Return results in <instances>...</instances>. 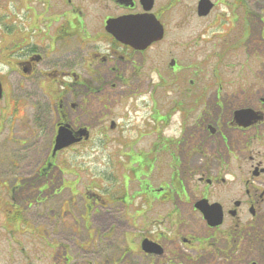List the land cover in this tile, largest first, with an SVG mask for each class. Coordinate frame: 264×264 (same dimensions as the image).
Here are the masks:
<instances>
[{"label": "flooded vegetation", "instance_id": "1", "mask_svg": "<svg viewBox=\"0 0 264 264\" xmlns=\"http://www.w3.org/2000/svg\"><path fill=\"white\" fill-rule=\"evenodd\" d=\"M212 1L207 17L218 8ZM163 2L154 0L150 13L167 31L175 2ZM144 13L141 0H0V136L10 139L12 120L19 121L23 145L34 146L36 161H42L44 105L51 107L53 146L59 126L76 130L106 123L104 111L113 94L120 101L141 94L139 88L124 90V84L135 74L150 79L156 45L135 51L116 41L107 25ZM187 70L176 65L161 74L181 79ZM244 77L237 75L230 83L233 94L221 84L213 87L214 102L207 101L208 91L205 97L197 79L189 86L185 82L180 105L157 106L153 97L145 107L150 126L161 123L168 131L176 117L181 134L152 137L144 163L135 162L132 193L123 196L124 202L133 199L132 223L96 216L86 232L77 233L70 217L4 218L0 264H264V80L249 78L245 84ZM222 93L226 102L219 104ZM251 94L259 99L254 109L262 119L242 128L235 112L252 103L231 100ZM50 154L39 164L30 155L14 162L16 174L0 171L5 199L11 200L17 187L41 193L43 177L59 174L51 171L59 155L51 159ZM92 193L85 191V198L93 200L89 206L100 200L98 208L108 209ZM8 205L7 200L0 203L4 209ZM22 205L41 208L42 202L16 204ZM112 230L119 231L118 238L127 232L133 237L117 244L115 235H108ZM115 250V258L109 257Z\"/></svg>", "mask_w": 264, "mask_h": 264}, {"label": "rangeland", "instance_id": "2", "mask_svg": "<svg viewBox=\"0 0 264 264\" xmlns=\"http://www.w3.org/2000/svg\"><path fill=\"white\" fill-rule=\"evenodd\" d=\"M161 1L162 0H160V3ZM182 3L183 1H181L179 7H185L187 15L185 17L181 16L177 9L172 12L173 16L168 18L169 26L172 27L175 25L177 29L175 31H170L169 35H167L166 43H169L171 45V51L175 56L179 58L180 62L183 65L186 61L200 64L199 68L195 70V72H197L196 78L198 80H201L200 88L203 90V92L205 90L208 91L207 101L211 98L214 99V97H212L213 95L211 94L214 93L215 89L213 88L209 91V87H211L212 85H215V87H217V84L219 83V79L216 77V74H214L215 70H217L219 78L221 79L220 84L223 83V89L227 90L229 94H233V91H231L233 90V88L230 83L235 79L238 73L245 76L264 75V40L261 38V34L262 32H264V0H247L246 10L236 9L234 12L235 19H237L235 26L236 30L229 35H227L228 29L226 28L228 27L229 23H226L227 18H225L223 15L227 13L225 12V9L227 7L219 4L218 10L214 15H212L211 18L199 23L195 20L194 16L191 14V11L189 13V8L193 10L194 3L187 0H185L183 4ZM181 5L183 7H181ZM219 18H221L222 21H220ZM212 20L214 22H220L221 26H218L213 30L203 28L206 25H210ZM246 28L250 33H247L249 36L248 39H246ZM201 31L206 34L202 35ZM239 42L241 43L239 44ZM234 45H238V47L234 49ZM229 46L232 49H227V47ZM163 58H165L164 60H166V54ZM167 61L168 59L166 60V62ZM139 62L140 61H137V63ZM190 75L191 78H195L194 71L193 74ZM152 77L155 78V81L158 84V75L156 74L155 76V74H153ZM145 80L148 81L147 78L141 80L140 76H137L135 74L134 78H132L128 82V88H124V90L133 92L137 90V87L144 86L145 89L142 91H149L151 87L147 85V82H145ZM245 84H248V81H246ZM174 87L175 89L172 88L169 92H167L164 87H159L160 92L163 96L162 105H164L165 107L168 104L173 105L180 100L179 94L177 92V89L179 87L176 85H174ZM238 93L240 92L238 91ZM164 94H166V96H164ZM222 94L223 97H225V93ZM251 97L254 96L251 94L245 98L232 97L233 100H231V102L235 103L236 100H238L239 102L244 103L245 101L249 100L252 103H256L255 97ZM123 100L124 106H133L139 109L145 106L144 101H147V98L133 97L124 98ZM44 110H46V106L44 107ZM112 110L115 113H119L120 107L116 105L112 108ZM113 117L114 119L116 118L115 120L117 121V123H119V117ZM129 121H131L129 125L130 128L127 129L126 126ZM107 126H109V124H107ZM123 127V134L125 133L126 141H130L132 143H136L134 139L137 137L139 131L140 134H145L144 130L141 129L142 125L140 120H125ZM12 128L15 129L13 124ZM12 128H10V130ZM44 128H46V123L44 124ZM51 131L52 129L49 128V133L46 131L44 132L43 137H45V140L48 139ZM102 132L103 131L101 130L96 131L94 140L90 144L82 148L69 151V153H67L68 158H66V162L70 164H72L71 162H73L75 163V166H79V170H83V174L86 175L85 180L82 183L86 186H88L92 181V183L96 185L97 189L99 190L98 187L101 186V183L98 182V177L101 178V176H106L108 178V185L103 190H107L109 197H114L113 199H116V196H118V191L121 190L119 184L120 180L118 179L117 175L120 174L122 168L120 169V164H118L119 160L117 159V151L121 148L120 144L117 145L115 138L117 139L121 136V130L113 132L109 129L106 135L109 138L108 140L106 139L107 142L104 146L100 145V140L102 137H104V135H102ZM6 135L7 134H2V136L0 137V171H7L8 174H16L17 171L13 167V162H22L29 152L28 149H30V147L21 149L15 144L8 143L5 138ZM166 135L168 136L170 134L166 132ZM171 135L172 137L178 135V130L174 125L171 127ZM44 142L45 143L43 144V150L45 153L49 148V145L48 141ZM136 145V149L148 151L149 138L145 137L144 140L137 143ZM77 155H79L78 158ZM126 156L128 157V160L125 161V164L123 163V170L132 169L136 161L138 163H144L145 154L143 153H139L137 155L130 151ZM68 160H70L71 162ZM122 160H124V157L122 158ZM145 164H147V162H145ZM78 182L79 179L74 178L71 182L74 187L71 189L72 191L75 190L76 194L81 197L84 192V186L82 187L81 184H78ZM97 192H100V190ZM0 199L4 200V190L1 187ZM58 201L59 200H57L55 204H53L54 207L52 206V212H50L51 208H49L44 211L45 215L43 216H56L59 212V210H57ZM110 208L111 209L108 212V214L110 215L101 213L99 217H102V219H105L106 217L115 218L121 221V214L124 209L122 205H120L119 203L112 204L110 205ZM15 213L16 211L12 209L9 216H15ZM42 213L43 211L40 210L39 214ZM63 215H65L64 212L60 217H63ZM89 215L90 213L87 212L83 216V223L88 222ZM35 216L37 215L32 212L31 217L34 218ZM124 216L130 221L134 218L131 210L125 212ZM4 218H6L4 210L0 209V229L2 228V225L4 223ZM80 223L82 224V221ZM83 228L86 229V225ZM0 233L3 232L0 231ZM115 238L117 240V234H115Z\"/></svg>", "mask_w": 264, "mask_h": 264}, {"label": "water", "instance_id": "3", "mask_svg": "<svg viewBox=\"0 0 264 264\" xmlns=\"http://www.w3.org/2000/svg\"><path fill=\"white\" fill-rule=\"evenodd\" d=\"M136 25L138 26V32L133 33L132 36H130L129 39L130 41H125V43L130 44L135 48L141 49L142 42L146 41L145 38L147 37V35L151 38L152 41L161 38V34L156 36L157 35L156 32H150L152 30H149V28H147L152 25L150 21L139 20L137 21ZM66 142H71L70 137L69 136L61 137L58 140V145L56 147V150L63 148L65 145H68Z\"/></svg>", "mask_w": 264, "mask_h": 264}]
</instances>
